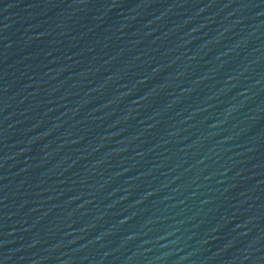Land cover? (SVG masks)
<instances>
[{"label": "water", "instance_id": "obj_1", "mask_svg": "<svg viewBox=\"0 0 264 264\" xmlns=\"http://www.w3.org/2000/svg\"><path fill=\"white\" fill-rule=\"evenodd\" d=\"M0 264H264V0H0Z\"/></svg>", "mask_w": 264, "mask_h": 264}]
</instances>
